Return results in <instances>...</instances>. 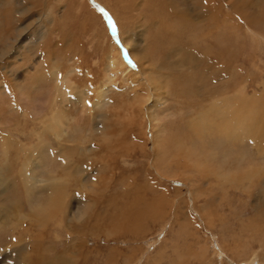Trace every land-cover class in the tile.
Instances as JSON below:
<instances>
[{
  "label": "rangeland",
  "instance_id": "rangeland-1",
  "mask_svg": "<svg viewBox=\"0 0 264 264\" xmlns=\"http://www.w3.org/2000/svg\"><path fill=\"white\" fill-rule=\"evenodd\" d=\"M81 1L0 0V264H21L18 253L9 254L29 242L34 250L24 258L32 264L66 253L77 264H264V146L258 141L264 119H255L259 128L252 130L259 139L241 129L229 138L207 133L188 140L182 131L189 130L187 120L202 119L203 110L217 99L222 105L224 99L233 104L235 94L264 100V27L259 23L264 0ZM158 2L165 22L160 31L155 20L160 13L153 12ZM129 11L131 28L128 22L120 28L118 19L126 20ZM21 27L29 29L18 45L14 31ZM41 32L45 35L37 44L35 34ZM163 38L173 40L172 61L180 64L166 68L164 61L154 67L144 120L138 97L148 93V73L140 52L148 49L157 65V47L168 48ZM112 43L118 49H111ZM119 54L127 63L124 73L111 66V58L121 60ZM67 80L76 92H86L83 101L59 96L55 108L49 107L55 86ZM167 80L169 87L163 86ZM103 90L94 128L105 122L129 127L134 121L147 127V134L124 141L126 151L116 159H95V168L85 169L94 160H76L64 220L61 226L50 221L42 228L34 220L48 198L42 182L55 178L64 163L51 155L50 145H57L49 132H41L58 112L68 119L71 141L64 151H55L74 154L70 149L76 138L95 148L85 121ZM254 109L264 111V106ZM114 111L121 113L116 117ZM107 112L114 117L102 118ZM165 127L182 131L168 143L171 152L156 144ZM36 148L37 159L28 169L34 178L30 186L21 171ZM213 164L221 166L219 177L200 173L202 166ZM248 168H259L253 181H227L230 173ZM76 203L86 204L82 219L74 217Z\"/></svg>",
  "mask_w": 264,
  "mask_h": 264
},
{
  "label": "bare ground",
  "instance_id": "bare-ground-1",
  "mask_svg": "<svg viewBox=\"0 0 264 264\" xmlns=\"http://www.w3.org/2000/svg\"><path fill=\"white\" fill-rule=\"evenodd\" d=\"M80 2L84 3V1H81V0H80ZM108 4H107V6L113 7V6L110 5V3H108ZM157 5L158 6L155 7L153 12L160 13L158 18H156V19L154 18L155 20L158 21V26H157L158 28H156V29H159V31H160L164 27L165 22H163V18H162V14H161L162 11H160V9H159L160 6L162 5V2H158ZM128 14H129V16H128V18L126 17V20L124 19L125 17H123L122 19L121 18L118 19V22H119L118 25H119L120 28L123 27V26H126L127 25L126 23L128 21H130V19L132 18L131 17L132 13L130 12ZM119 16H117V18ZM259 17H260L259 23H261L263 25V27H264V9L261 10V13H260ZM131 21L134 22L133 18H132ZM128 23H129L128 24V28H131L130 26H132V25H130V22H128ZM155 24H157V23H155ZM258 25H256V26H258ZM28 29H29V27H26V28H22L21 27V28L15 29L14 33H15V35L17 37L16 43L18 45L20 44L19 42L23 38V36L26 35L27 32L25 33V31L28 30ZM124 34H127V33H123V35ZM37 35H39V36H37ZM44 35H45L44 32H41L40 34H35V39H37V40H35L34 42L38 44L39 42L43 41L42 38L44 37ZM129 35L131 37H133L132 33L129 34ZM10 37H11V35H10ZM148 39H149V41H152V39H150V37H148ZM8 40H9V38H8ZM12 41H13V39H12ZM162 41L167 43L168 48L167 49H164V48L160 49V48L157 47V50L160 51V55L158 56L159 58H158V64L157 65H156V63H153L155 61L154 60L155 57L151 56L152 54L149 52L148 49L144 48V50H141V52H140L141 56H142V60L144 61L145 65L147 66V68H146V70L144 72H145V74L148 73V78L145 81V84L148 86V88L147 87L144 88V90H148V93H146V94L140 93V96L138 97L139 104L141 105L140 106L141 107L140 114L144 113L143 106L145 105V103L148 102V100L152 96V93L150 92L152 90H150V89H151V87L154 86V79L156 77L154 72H153V71H155L154 67L157 68L159 66V63H161V62L163 63L164 61L166 63V65H165L166 68H167V66H169L170 63L180 64V61H177V62H173L172 61L173 54L176 53V45H172L173 40L168 39V38H163ZM128 42L129 41H126L127 45H128ZM129 44H131V43L129 42ZM8 45L11 46L10 44H8ZM13 45H15V44H13ZM111 46H113V48L111 47V49H113V50L118 49L117 46L114 45V44L111 45ZM128 46L131 47V45H128ZM22 48L26 49L24 46H22ZM27 49L29 51V48H27ZM8 50H10V49H8ZM131 51H133V49H131ZM17 53H18V51H17ZM132 53H134V52H132ZM119 55H120V58H121L122 54H119ZM132 58L134 60H136V56L134 57V55H132ZM111 60H112L111 66L113 67V72L115 71L114 69H116V72L124 73V71H125L124 68L126 67L125 65L127 64L126 61L123 62L122 58H121V60H122L123 63L119 59L111 58ZM117 74H119V73H117ZM205 76H206V74H205ZM160 84L161 83H159L158 86ZM160 86H162V85H160ZM163 86L169 87L168 80L165 82V84ZM141 89H143V88H140V90ZM53 91H54V93L56 95L54 97L50 98L51 100H50L49 107H51V108H55V106L58 104L56 98L59 97V96H61V98H63V101L64 100H68V101L75 100V101H78V102L80 101L81 102V100L83 101V95L84 94L86 95V92H84V91L79 92V93L76 92L75 88L73 87V85L68 80H67V82L60 81L59 85L55 86ZM104 92H105V90H103L101 92H97L98 94H96V99L93 102V105H91V107L89 108V110H90L89 111L90 112L89 116L85 115V116H87V122L85 121V124L88 126L87 128H89V132H90V135H89L90 139L89 138L88 139H89L90 143L91 142L94 143L95 148L88 147L87 145H84L87 140L85 142L83 141L84 143L82 142L83 143L82 144L81 143V139L82 138L80 140L76 138V143H74L75 141H74V139H72L73 147H72V149H70V151L73 152L74 154H67V153L60 154L58 151H55V148L57 147L60 150L64 151L65 148H66V144L71 141V138L68 136L67 130H65L66 129L65 125H67L68 129L70 127L68 119L62 118V117H60L58 112H54L52 114V116L46 121L48 126L41 133L44 134V133H48L49 132V134L51 135V142H53L52 144L53 145L54 144L57 145L55 147L50 145L51 148H52L51 155H52L53 158H57V159L59 158L60 161H63L64 165H61L60 169L57 170V172L55 173L56 176H55L54 173H51V175H54L55 178H49V179H46V180H44L42 182L44 184V186H48V188H46V189H48V191H47L48 198L46 199V201H45L43 207L41 208V210H38L37 212H35V215H34V220L36 222H38L41 225L42 228L46 227V225H48V223H50V221H56L55 225L61 226L60 220H62V219L64 220V212L68 211V209L71 206L70 201L69 202L66 201V199H70V194L72 193L70 191V194H69L68 189H73L72 187H74V185H70V187L68 188L70 182L72 181V180H70V177H73V174H74L73 170L77 169V165L80 163V160H83V161H92V160H94L95 161V159H96V160L99 161V163L100 162L104 163L103 160L116 159V158L124 155V153L126 151V150H124V147H123L125 145L124 141L128 142L129 140H127V139H129L130 137L137 139L139 135H141V134L143 135V133H146L143 130H145V128H147V127H143L142 123L139 125V124L135 123L134 121H131V124L129 125V127L122 126L120 123H117V125L123 127V128L122 127L118 128L117 125L116 126L106 125V122L103 120L105 122V124H104L105 126L101 125L100 128H94V126L96 125L95 124V120H96V118H98V116L96 115L97 112H94V110L101 105V102L104 99L103 98ZM78 94H80V95H78ZM142 94H143V97H142ZM64 95H67V96L64 97ZM146 97H147V99H145ZM219 100L220 99H217L216 101H213L214 103H213L211 108L209 107L210 109L203 110L205 113L203 114L204 117L202 119L198 120L197 122H193V120H195V119H192L191 121L190 120L186 121V122H188L187 126H188L189 130L187 132H184V130H182V131H183V134L188 137V140L196 139V135L197 134H203L205 136L207 133H209V134H211V136H213V138L220 139V138H223L222 136H225L224 138H227V136H228V138H229L230 137L229 136L230 132H233L234 134H237V133L241 132L242 130H246L245 132H248L249 130L251 132H253L252 131L253 128H255V126L257 128H259L257 124H259V122L262 123L261 121L264 119V117H263L264 116V111L260 110V109H257V110L254 109V108H258L259 105L264 106V100L263 99L257 98V100H247L244 96L240 97V95H236L235 94V97H234L233 100H236V101H233V104L231 103L232 101L228 102L227 99H224V100H222V102L224 103L222 105V104H220ZM230 104H232V106ZM123 107H125V106L123 105ZM137 109H139V108H137ZM222 109L224 110V112H222ZM214 111H215V113L212 116V113ZM107 113L108 114H105V115L102 114L101 117L102 118H110L111 119V118L114 117L113 115H115L117 117V114L121 113V112H117V114H116V112H115V114L112 112L113 115H111L112 113H110V114H109V112H107ZM121 116L123 117V115H121ZM209 116H212V117H209ZM142 118H144V120H145L146 116H144V114H142ZM255 119L260 120V121L259 122H255ZM116 122H117V120H116ZM77 123H78V120L76 121L75 125ZM138 123H140V121H138ZM177 124L178 123H176L173 127H175ZM135 126H136V128H135ZM177 126H179V125H177ZM263 127H264V125H263ZM165 128L167 130V133L165 134V136L162 135V138L158 139L156 144L163 145L165 151H170L171 152L173 145L170 148V147L167 146L168 143L172 139H174V135L175 134H179L182 131L173 130V132H172L167 127H165ZM104 130H110V133L109 134H106V133L104 134L102 132ZM259 130H262V132L260 133V135L258 133L257 134L262 138V140H258V141H261V143H262L261 145L264 146V140H263L264 128L263 129L260 128ZM163 131H164V129L162 127L160 129V132L163 133ZM116 135H117V138H116ZM252 136L255 139L256 132L255 133L253 132ZM206 137H208V136H206ZM256 139H259V138L256 137ZM178 146H181V144H178ZM183 146H184V148H188L186 146V143H184ZM37 150H38V148H36L34 150V152L32 153V156H31L30 159L27 157V161L28 162L26 163V165H22L21 173L25 177H27V183L30 186H31V183L34 181V178H33V176L31 177V173L32 172H30V170H28V169H29L30 165H33L32 158L37 159V156H38V153H36ZM140 150L142 151V150H146V149L140 148ZM134 151H136V150L134 149ZM42 155H43V153H42ZM171 157H175V156H171ZM75 161L78 162V164H76ZM96 163L97 162L95 161L92 164L91 163L87 164L85 166V169L87 170V169L95 168L94 165ZM78 168L81 169V166L78 167ZM103 168H105V167H103ZM256 169L248 168L246 170H237V172L235 171L234 173H230L229 174V177L227 178V181L231 182L234 185L237 184V183L239 184L242 180L243 181L244 180L245 181L248 180V181L251 182V181H253V179H254V177L256 175L257 176L259 175V168H256ZM98 171L103 172L101 169L98 170ZM219 171H222L221 170V166L214 165V164H213V166L206 165V166H202L200 168V173L204 174L205 176L210 174V175H215V176L218 175V177H219V173H220ZM261 173H262V171H261ZM221 177H223V176H221ZM239 177L241 179H239ZM100 181H103V180H100ZM72 182H74V181H72ZM75 182H77V180ZM104 184H105V181H104ZM50 186H52L51 190L49 189ZM78 187L80 189L81 188L86 189L84 187H80V186H78ZM81 192H83V191H81ZM85 192H86V190H85ZM11 194H12V192H11ZM88 198H90V197H88ZM16 199H18V198L15 197V194H12L11 201H14L13 204H16ZM86 202H88V201H86ZM19 203H20V201H19ZM19 203H18V205H16V207L19 206ZM77 205L78 206L76 207V210L74 212V217H76L78 219H82V217L84 215H83V212L81 214V209L84 208L82 206H86V204L85 203H83V204L80 203V204H77ZM71 208L73 209L74 207H71ZM85 209H86V207H85ZM87 209H88V207H87ZM61 216H63V218H61ZM83 220H86V219H83ZM92 223H94V222H92ZM32 237L33 236L31 235L30 239H32ZM38 242H39V240H38ZM42 246H44V244ZM32 249L34 250L33 243L29 242V243H26L25 245H23L21 248L17 249L15 252L10 253L9 255L11 257H16V254L18 253L17 256H18L21 264L22 263L32 264V261L30 260L31 258H29V259H25L24 258V255L25 254H29V252ZM51 251H52V249H51ZM51 254H52V252H51ZM66 254H63L64 256H58L57 255V256L51 257L50 260L47 258L49 261L45 260L44 257H43L44 261L42 260L40 262H43V263L45 262L46 264H77L79 262V260L77 262L75 261V257H67L66 256L67 259H65L66 258L65 255ZM70 254H71V252L69 253V255ZM63 257H65V258L63 259ZM40 262H38V264H42ZM33 264H35V261H34Z\"/></svg>",
  "mask_w": 264,
  "mask_h": 264
},
{
  "label": "snow or ice",
  "instance_id": "snow-or-ice-1",
  "mask_svg": "<svg viewBox=\"0 0 264 264\" xmlns=\"http://www.w3.org/2000/svg\"><path fill=\"white\" fill-rule=\"evenodd\" d=\"M125 56H127V53L125 52Z\"/></svg>",
  "mask_w": 264,
  "mask_h": 264
}]
</instances>
